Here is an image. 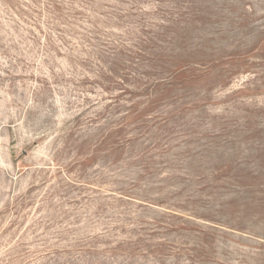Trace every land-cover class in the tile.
<instances>
[{
    "label": "rangeland",
    "instance_id": "1",
    "mask_svg": "<svg viewBox=\"0 0 264 264\" xmlns=\"http://www.w3.org/2000/svg\"><path fill=\"white\" fill-rule=\"evenodd\" d=\"M0 264H264V0H0Z\"/></svg>",
    "mask_w": 264,
    "mask_h": 264
}]
</instances>
